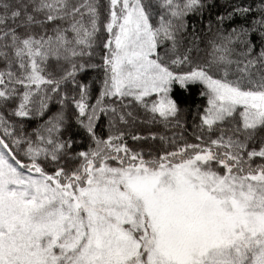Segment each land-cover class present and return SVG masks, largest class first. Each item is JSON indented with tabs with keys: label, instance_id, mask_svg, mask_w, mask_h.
Returning a JSON list of instances; mask_svg holds the SVG:
<instances>
[{
	"label": "snow or ice",
	"instance_id": "1",
	"mask_svg": "<svg viewBox=\"0 0 264 264\" xmlns=\"http://www.w3.org/2000/svg\"><path fill=\"white\" fill-rule=\"evenodd\" d=\"M0 264H264V0H0Z\"/></svg>",
	"mask_w": 264,
	"mask_h": 264
},
{
	"label": "trees",
	"instance_id": "2",
	"mask_svg": "<svg viewBox=\"0 0 264 264\" xmlns=\"http://www.w3.org/2000/svg\"><path fill=\"white\" fill-rule=\"evenodd\" d=\"M177 96H178L180 99L184 100V101H185L186 103H188V104H191V103H193L194 101H195V102H199V101H198V98L195 97L194 95H193V96H186L185 94H182V93H180V92H177ZM187 118L190 120V119H191V116L189 115ZM154 130H160V129H154ZM141 131H145V129H141Z\"/></svg>",
	"mask_w": 264,
	"mask_h": 264
}]
</instances>
